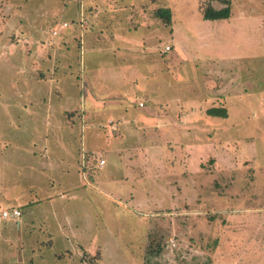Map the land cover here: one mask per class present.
I'll return each instance as SVG.
<instances>
[{"label": "rangeland", "instance_id": "374dc122", "mask_svg": "<svg viewBox=\"0 0 264 264\" xmlns=\"http://www.w3.org/2000/svg\"><path fill=\"white\" fill-rule=\"evenodd\" d=\"M166 1L173 34L171 24L155 15L164 0H149L147 9L161 23L135 32L172 42L170 61L141 55L135 63L143 74L136 81L131 74L125 84L124 77L105 71L104 61L121 64L119 54L89 53L88 46L82 51L79 29L87 20L73 15V0H0V264H264V0H228L231 22L207 24L202 8L226 3ZM86 56L97 61L91 68L105 67L104 76L80 72ZM86 79L96 86L91 91L96 101H124L126 92L146 84V92L132 94L130 107L148 119L121 131L116 116L108 124L111 110L101 129L87 131V148L112 149L107 153L112 176L102 185L110 195L92 190L90 197L67 202L69 211H77L75 219L53 201L57 218L48 223L67 238L49 239L43 235L47 222L21 217L18 226L2 211L23 197V204L32 199L33 181L48 187L50 176L59 177L52 160L49 171L29 164L28 150L42 148L38 138L50 130L51 153L66 154L70 130L81 134L83 125L76 121L68 129L65 121L89 112L79 113ZM113 90L120 95L104 96ZM49 104L46 125L42 115ZM212 106L226 107L228 115H208ZM117 147L123 151L115 152ZM86 158L92 168L96 160ZM129 160L137 165L133 176L124 166ZM92 169L85 173L86 184L97 173ZM149 246L158 253L148 254Z\"/></svg>", "mask_w": 264, "mask_h": 264}, {"label": "crops", "instance_id": "0c3cea01", "mask_svg": "<svg viewBox=\"0 0 264 264\" xmlns=\"http://www.w3.org/2000/svg\"><path fill=\"white\" fill-rule=\"evenodd\" d=\"M74 4V13L73 15H84L83 17L87 20V24L79 29V39L83 40L82 44V51L84 46H88V52L91 53L93 51H104V49L111 50L114 54H119V58L121 61V64H115L113 62H110L108 64L107 61H104V64H107V70L110 73H114L115 76L118 77H124V83H126L127 78L132 74L133 77H135V80L137 78L141 77L139 74H143L140 67V62L135 63L141 55L145 57V55L148 57L151 56L153 60H162L163 63H166V61H170L169 56L166 57V54L169 51L165 50V47L167 45H172V42H165L161 41L160 38L161 35L157 34L156 36L151 35L147 36V34L136 35L135 30L138 27L143 28L144 26L149 27L151 24L158 23L160 24V19L151 17L148 15V8L149 0H73ZM72 2V3H73ZM163 7L169 8L171 10V4L170 2L164 0V2L161 3ZM115 5V6H112ZM138 5L140 7H138ZM231 7V4H229ZM153 5L151 6V8ZM158 7H161L159 5ZM113 13V18L111 17ZM73 12V11H72ZM148 15V18L146 16ZM171 14L173 15V12L171 10ZM200 16L203 17L202 13H200ZM152 20H150V18ZM123 18H125V21L123 22ZM185 19L188 21L190 17H185ZM203 19H205L203 17ZM173 20V19H172ZM210 19L203 20L206 24ZM215 20V19H214ZM222 20L224 22L230 23L231 22V11L230 16L228 18L224 19H217ZM174 21V20H173ZM213 21V20H210ZM77 23V20L75 21ZM86 27V28H84ZM170 27V35L173 34L172 31L174 28H172V24ZM83 28V29H82ZM63 30V28L61 29ZM74 35V34H72ZM137 36V37H136ZM154 36V38H153ZM151 38L153 39L152 44H148L147 42H152ZM77 40V41H78ZM160 40V41H159ZM159 41V42H158ZM181 43V42H178ZM43 46H46L45 43L42 42ZM148 45H151L150 49L147 48ZM152 48V49H151ZM141 52V53H140ZM143 52V53H142ZM132 53V54H131ZM224 54V53H223ZM90 56L94 54H89ZM90 56H86L82 62L81 61V69L80 72L83 70L86 77H91L92 73H95L94 78H100V76H104L103 71L105 69L104 66L100 64L96 65L94 68H91L97 61L93 62ZM96 57V55H95ZM137 59V60H136ZM164 69V67H163ZM54 70V69H52ZM73 70V69H72ZM157 70H161L159 67ZM156 70V71H157ZM77 71V70H73ZM162 71V70H161ZM79 72V71H77ZM56 73V72H54ZM152 73L155 74V71L152 70ZM80 76H78L79 78ZM165 82V78H164ZM85 86H87L88 92L84 96H82L81 101V112L83 109L88 110L87 113H83L82 116H75V119L65 121V127L68 129L71 128V124H75L76 121H79V123L83 126L80 128L81 134L76 135L75 132L71 129L69 132V138H66V142L68 143L67 146H65L66 154L64 155H56V153L50 151V148L47 146V141L55 136V132H52L50 130H46L42 133V136L38 138V141H43L44 145L42 148L38 150L32 149L31 151L28 150V154L32 153V160L29 161V164H32L34 168L37 170H48L49 167V160H52L51 164L56 169H53V171L57 172V179H53L51 176L49 177L48 181L51 182V185L48 187H45L42 183H38L36 181H33L34 184H31L30 190H32V199H29L28 201L23 204L24 197L21 198V200H17L16 204L14 206H11V208H19L21 210V215L19 217H10V220H13L14 222L18 223V226L22 224L21 217H24L26 221H34L40 219L41 223L47 222V226L49 228L47 231H45L47 234H43L45 238L49 237V239H52L53 237L60 235L63 237H66V235L60 230H58V226L54 224V227L52 224H49L48 221H55L57 218V215L55 213L54 209V203L59 206V208L67 209L68 217L76 218L77 211L75 209H72V211H69V208H67L68 203L72 200H79V199H85L87 196L90 197V194L92 193V190H97L100 193L103 192L105 195H110L109 191H106L105 187L102 185L105 183L106 180H109L111 178V171L107 170V167H109L110 161L107 157V153L111 152L104 149V153H100L99 151L102 149L101 146H96L94 144L91 146L92 148H87L84 142V136L86 137L87 131H90L92 127L101 129L103 120L105 121V116L110 112L111 110L114 111L115 115L111 113V117L108 119V124L110 127L113 125L110 124L111 121H117L120 125H123L120 127L121 131H125L129 124H138L140 121L144 122L148 118V116H139V114H144L142 112H138L136 107H130L133 100L132 94H136L138 91L146 92V84H141L140 86H137L138 90L131 91L125 93L124 101L119 99H106V100H112L110 102L102 100L101 97L99 101H96L92 98V90L95 89V85L93 80L86 79L85 80ZM158 86H161V80H158L157 82ZM140 88V89H139ZM96 91V89H95ZM114 92H109L104 94V96H110V95H120L117 91L113 90ZM133 92V93H132ZM151 91L149 92V98H151L153 95ZM144 98L145 97H141ZM123 99V98H122ZM152 99V98H151ZM86 100L89 102H86ZM155 100V98H153ZM160 103H164L165 100L162 102L160 99H156ZM82 102H84L82 104ZM140 102V100H139ZM138 102V105H139ZM166 104V103H165ZM26 106V105H25ZM139 105V107H144ZM44 108H46V112L42 115V120L47 125L50 121V112L49 109L52 108V106L46 105ZM43 108V109H44ZM89 116V117H88ZM112 116H116V119H112ZM108 117V116H107ZM114 124V123H113ZM49 125V124H48ZM118 124L115 123L114 128H117ZM97 131V129H96ZM100 131V130H99ZM129 131V130H128ZM133 132V131H130ZM97 133V132H96ZM102 133V132H101ZM102 134H100V137ZM76 141V145L73 143ZM33 145L37 144L35 141L32 142ZM70 145V146H68ZM35 146V145H34ZM61 148V149H62ZM115 152H122V147H117L114 149ZM93 154V155H92ZM122 155V154H120ZM40 156V158H39ZM93 156L96 161L93 163V169L89 166V160H87L86 157ZM100 160H105V162L102 164L100 163ZM91 163V160H90ZM136 162H133V160H129L124 166L125 169L129 170V175L133 176L130 172L134 167L137 165ZM32 167V169H33ZM88 168L95 170L97 173L94 176V180H91V176L89 178V184H86L88 181L85 179V173L88 172ZM49 171V170H48ZM76 171L77 175L76 178H74V181L67 179V174ZM40 173V172H39ZM128 173L126 175L128 176ZM42 174V173H41ZM65 174V175H64ZM135 176V175H134ZM33 177V176H31ZM42 177L40 176V179ZM39 179V180H40ZM67 184L65 185V183ZM57 184V185H56ZM75 190H79L75 191ZM31 197V195H29ZM46 198H51L48 200H45ZM44 200V201H40ZM42 203V204H41ZM39 205H44L45 209L42 211L40 208H36L37 211H34V206L37 207ZM49 211V212H48ZM63 212L64 210H61V219H64ZM60 218V216H59ZM43 228V227H42ZM54 228V231H53ZM42 230V229H41ZM67 238V237H66Z\"/></svg>", "mask_w": 264, "mask_h": 264}, {"label": "trees", "instance_id": "16d2710c", "mask_svg": "<svg viewBox=\"0 0 264 264\" xmlns=\"http://www.w3.org/2000/svg\"><path fill=\"white\" fill-rule=\"evenodd\" d=\"M224 3H226L223 7H215L213 4H208L206 7L202 8L203 17L205 19H224L228 18L230 16L231 7L229 5L228 0H221ZM155 15L164 18L163 23L165 24H172V14L171 10L169 8L165 7H159L155 10ZM207 114L212 116H221L226 117L228 115V111L226 107L223 106H212L207 108ZM155 250H152V248L149 246L148 254L153 255Z\"/></svg>", "mask_w": 264, "mask_h": 264}, {"label": "built area", "instance_id": "2783aa9c", "mask_svg": "<svg viewBox=\"0 0 264 264\" xmlns=\"http://www.w3.org/2000/svg\"><path fill=\"white\" fill-rule=\"evenodd\" d=\"M67 25H68L67 22H64V23H63V26L66 27ZM54 32H55V31H54ZM169 49H170V46L167 45V46L165 47V50L168 51ZM140 105H143V103L140 102ZM104 162H105V160H100V163L103 164ZM2 215H3L4 217H19V216L21 215V210H20L19 208L5 209V210L2 211Z\"/></svg>", "mask_w": 264, "mask_h": 264}]
</instances>
